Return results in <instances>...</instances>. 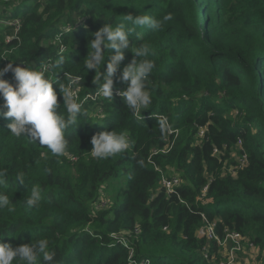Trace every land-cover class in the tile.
<instances>
[{
  "label": "trees",
  "instance_id": "1",
  "mask_svg": "<svg viewBox=\"0 0 264 264\" xmlns=\"http://www.w3.org/2000/svg\"><path fill=\"white\" fill-rule=\"evenodd\" d=\"M128 13L171 16L159 31L137 27L129 38L133 47L148 45L156 64L152 104L139 120L118 94L128 86L118 77L130 50L112 100L83 66L92 33L106 18L127 24ZM0 56V67L37 68L63 57L56 74L82 77L78 96L88 112L68 129L63 157L12 136L11 120L0 117V168L9 173L0 191L14 209L0 210V242L47 238L57 264H217L220 257L203 252L216 242L198 235L204 213L221 235L244 234L264 264V0H0ZM5 79L15 84L12 72ZM155 116L169 120V133ZM112 130H126L132 147L92 158L91 137ZM160 149L168 151L153 154ZM163 175L181 182L167 192ZM33 186L42 200L28 208Z\"/></svg>",
  "mask_w": 264,
  "mask_h": 264
},
{
  "label": "clouds",
  "instance_id": "2",
  "mask_svg": "<svg viewBox=\"0 0 264 264\" xmlns=\"http://www.w3.org/2000/svg\"><path fill=\"white\" fill-rule=\"evenodd\" d=\"M170 19V15L164 16L161 20L147 14L128 13L123 17L127 24L121 22L113 27L112 22L106 18L109 22L92 33L93 38L88 45L90 51L83 61V66L87 70H95L94 83L99 85L98 94L108 100L113 99L114 78L125 59V51L130 50L134 54L133 60L123 68L118 77L121 82L128 85L126 89L119 90L118 94L124 98L127 109L138 120L144 118L141 113L150 109L152 104L151 77L156 64L154 60L147 58L150 53L148 45L133 47L129 38L137 27L159 31L162 24ZM4 57L7 56H0ZM64 63V58L60 57L54 63L50 62L39 68L28 64L26 67H14L13 63L0 67V97L4 101L3 105H0V117L11 120L8 124L10 134L17 138L26 136L31 141L38 142L54 157H63L67 154L68 129L80 124L78 118L88 116L84 102L78 98V86L82 77L64 73L67 81L65 82V79L60 80L56 74V70ZM102 69L104 70L101 71ZM9 72L13 73L15 84L5 79ZM50 72L53 74H49ZM53 84L57 85L56 89ZM58 93L62 94L63 104L58 101ZM155 117L158 119L157 125L161 134L169 133L171 131L169 120L163 116ZM90 142L93 146L89 151L91 157L98 160L124 153L132 147L126 130L98 132L91 137ZM8 174L7 168H0V184L5 182ZM16 179L19 183L25 182L23 173L18 174ZM42 195L40 187L33 186L31 194L25 199L27 207H38ZM3 209L14 211L10 206L8 194L0 191V210ZM49 244L47 238L36 239L15 247L10 243L0 242V264H14V261L21 264H38V261H42V264H57L55 259L57 253L49 251Z\"/></svg>",
  "mask_w": 264,
  "mask_h": 264
},
{
  "label": "built area",
  "instance_id": "3",
  "mask_svg": "<svg viewBox=\"0 0 264 264\" xmlns=\"http://www.w3.org/2000/svg\"><path fill=\"white\" fill-rule=\"evenodd\" d=\"M79 98V96H78ZM175 134H178V130H172ZM204 129L200 130L199 135L203 136ZM166 152L167 149L154 150L153 154L158 152ZM218 149H215V153H218ZM245 162V158L242 159ZM181 182L179 175L162 176V184L167 189V192H172L175 187ZM208 186L203 188V192L207 190ZM204 218V225L198 231L200 237H206L208 241L214 240L217 249L214 252H210V246L203 248L205 258L215 259L220 257L217 264H261L257 258L258 248L255 244L236 230L226 229L225 233L221 235L217 230V220H209L204 213L201 214ZM125 239V238H124ZM150 264L147 259L142 264Z\"/></svg>",
  "mask_w": 264,
  "mask_h": 264
}]
</instances>
